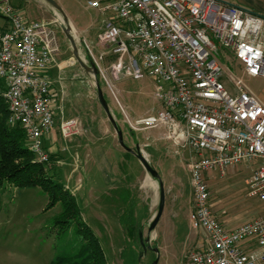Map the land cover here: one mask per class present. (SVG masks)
Returning <instances> with one entry per match:
<instances>
[{"label": "built area", "instance_id": "1", "mask_svg": "<svg viewBox=\"0 0 264 264\" xmlns=\"http://www.w3.org/2000/svg\"><path fill=\"white\" fill-rule=\"evenodd\" d=\"M105 16L91 61L106 80L132 132L157 129L161 138L186 159L193 190V228L204 231L185 264H264V102L247 80L264 78V19L256 12L219 0H87ZM9 28L0 35V94L10 110L9 123L21 126L40 162H48L44 145L59 112L56 82L64 66L57 61V25L31 21L11 0H0ZM229 52L236 67L225 66ZM114 80L153 78L157 111L135 118L125 111L101 64L107 54ZM57 67L54 80L49 71ZM227 83L231 84L230 88ZM64 139L78 133L75 119L59 126ZM245 164L249 198L263 211L232 229L215 215L209 176L227 175Z\"/></svg>", "mask_w": 264, "mask_h": 264}, {"label": "rangeland", "instance_id": "2", "mask_svg": "<svg viewBox=\"0 0 264 264\" xmlns=\"http://www.w3.org/2000/svg\"><path fill=\"white\" fill-rule=\"evenodd\" d=\"M56 1L69 19V15L78 16V28L76 30L72 25L73 32L82 56L89 63L91 57L82 32L97 37L105 16L88 7L87 0ZM223 1L233 3V0ZM11 3L28 20L57 25L60 40L57 61L64 66L62 84L56 86V105L61 110L52 133L45 138V146L49 152L56 153V161H50L49 167H56L61 176L56 179L59 199L56 202L50 197L51 191L43 186L18 187L14 182L0 186V264H52L58 255L77 245L80 237L77 228L83 231L88 228L93 232L106 264H153L156 261L157 264H185L195 239L204 237V231L193 228L190 222L194 198L185 160L171 143L153 142L152 138L146 140L149 135L157 136V129L132 132L124 123L106 80L100 76L106 100L119 120L125 144L131 148L140 145L164 183L165 208L149 241L150 247L157 251L148 248L144 252L140 231L146 235L157 213L158 181L121 146L98 100L93 79L74 57L70 42L60 27L58 15L60 19L61 15L45 0H11ZM7 22L0 14V32ZM89 46L96 56L100 55L99 47ZM221 60L225 66L236 67L237 62L229 52H223ZM101 66L106 69L105 76L113 84L114 92L115 85L120 89L121 93H117L119 103L130 117L158 108L152 77L114 80L109 64L102 61ZM247 84L257 96L264 98V78L248 79ZM227 86L230 88L231 84L227 83ZM64 117L79 123L78 133L68 139L62 137L59 129ZM249 175L240 168L210 185L211 204L227 210L221 219L232 227L256 217L263 209L259 205L263 206L262 202L249 200L246 195L245 182ZM70 197L74 200L73 215L66 213L69 209H64L63 202ZM61 219L73 222L61 223ZM82 239L87 241L88 238L85 235Z\"/></svg>", "mask_w": 264, "mask_h": 264}, {"label": "trees", "instance_id": "3", "mask_svg": "<svg viewBox=\"0 0 264 264\" xmlns=\"http://www.w3.org/2000/svg\"><path fill=\"white\" fill-rule=\"evenodd\" d=\"M2 33L0 32V35ZM0 87H3L1 80ZM9 116L8 104L0 94V186L6 182H14L18 187L43 186L46 190L51 191L49 193L52 201H58L56 179L61 174L56 167L53 169L49 167L50 161H56V153L50 152L48 162L38 161L30 148L24 129L19 125H11ZM62 197H65L64 194ZM63 203L64 209H69L66 210V213L73 215L74 200L70 197ZM67 220L61 219L59 222L64 223ZM68 221L73 222V220ZM85 229V231L81 228L76 229V233L80 235L77 245H74L72 250L58 255L52 264H106L97 238L92 231L88 228ZM85 235L88 238L87 241L82 239Z\"/></svg>", "mask_w": 264, "mask_h": 264}, {"label": "water", "instance_id": "4", "mask_svg": "<svg viewBox=\"0 0 264 264\" xmlns=\"http://www.w3.org/2000/svg\"><path fill=\"white\" fill-rule=\"evenodd\" d=\"M45 1L51 6L53 11H55L61 15L63 22H59L60 27L70 42L74 57L76 58V60L80 64V66L83 68V70L87 73V75L91 79H93L94 85H95L96 90H97L98 100H99L102 108L104 109L109 121L111 122L112 126L114 127L121 146L126 151L131 152L140 161V163L145 168V170L150 175V177L157 180L159 183L160 201H159L157 213L155 214L152 222L149 224L146 235L144 236L142 230L140 231V239H141L142 246L144 248V252H146L148 250V248H150L151 250L157 251V249L150 247L149 241H150V237H151L152 232L154 231L156 225L158 224V222H159V220L163 214V211L165 208V203H166V192H165L164 183L162 182L161 176H160L159 172L157 171V169L148 160V158L144 154L140 145L137 144L134 148H131L125 144V142L123 140V131L120 127L119 122L117 121V119L115 117V114L112 112V110L109 106V103L106 100L104 91L102 89V84L99 80L100 71L98 70L97 66L92 61H89V63H88L86 61V59H84V57L82 56L80 49L78 47V44H77V40L74 38V36L72 34L74 31L72 24L70 22L68 15L66 14L64 9L62 8V6L56 0H45ZM219 1H223V0H219ZM223 2H225V1H223ZM226 3L231 4L229 2H226ZM231 5H234V4H231ZM247 11L254 13V11H251V10H247ZM259 15L264 19V15H261V14H259ZM153 264H157V261L154 262Z\"/></svg>", "mask_w": 264, "mask_h": 264}, {"label": "crops", "instance_id": "5", "mask_svg": "<svg viewBox=\"0 0 264 264\" xmlns=\"http://www.w3.org/2000/svg\"><path fill=\"white\" fill-rule=\"evenodd\" d=\"M225 2H227V1H225ZM229 3H231V2H229ZM231 4H234V5H237V6H240V7H242V8H244V9H246V10H251V11H254V12H256V13H258V14H261V15H264V0H233V3H231ZM70 16V19H71V22H72V25L75 27V29L77 30V28H78V16L77 15H75V14H73V15H69ZM30 20V19H29ZM32 21V20H31ZM9 28V24H8V22L6 23V25L4 26V28H3V30H2V32H4V31H6L7 29ZM81 32H82V29H81ZM82 33H84V37H85V42H87L89 45L91 44L92 46H94V45H96V36L95 35H91L90 33H88L87 31H84V32H82ZM97 47V46H96ZM95 47V48H96ZM100 51V50H99ZM116 59V56L115 55H112V54H107L106 56H105V59H104V62H106L107 63V65L109 64H111L114 60ZM237 62V61H236ZM62 63V62H61ZM63 64V63H62ZM64 71V70H63ZM49 73H50V75H51V77L54 79V80H57V78L60 76V71H59V69L55 66V67H53L50 71H49ZM123 80V79H122ZM120 81V80H119ZM61 84H62V82H60V81H57L56 82V86H58V87H60L61 86ZM60 85V86H59ZM115 88H116V92H115V94H116V97H117V93L119 94V93H121V91H120V89L115 85ZM263 102H264V98L262 97H260V96H258ZM117 99L119 100V98L117 97ZM156 100V99H155ZM160 108V105H158V108H156V109H153L152 111H150V112H154V111H157L158 109ZM59 110H61L60 109V107H59ZM60 112H62V111H60ZM150 112H148V113H150ZM147 114V113H146ZM145 115V114H144ZM141 116V115H140ZM64 119H71V118H65L64 117ZM118 122H119V120H118ZM120 124V123H119ZM148 131V130H147ZM161 134H162V132L160 131V130H158V134H157V136H154V135H149V134H147L146 136H145V138L148 136L149 138H146V140L147 139H151L152 138V140H153V142L154 141H160V140H163L162 138H161ZM62 140H63V138H61ZM64 142H67V141H65V140H63ZM165 141V140H164ZM149 143V145H151L150 144V142H148ZM44 145H45V140H44ZM46 147V146H45ZM65 149V148H64ZM48 150V149H47ZM52 153H55V152H53L52 150H50ZM175 151H176V148H175ZM182 156V158L185 160V162H186V159H185V157L183 156V155H181ZM244 169V170H246L247 172H249V177L246 179V181L250 178V176H251V174H252V171H251V168H248L245 164H243L242 166H240V167H235V168H231V169H229L228 170V172H227V175L230 173V172H233V171H235V170H238V169ZM226 178V176H224V177H221L219 174H217V176H209V185H211L212 183H214V182H217V181H221V180H224ZM245 185H246V182H245ZM246 187L247 186H245V191H246ZM246 195H247V191H246ZM248 197V196H247ZM249 198V197H248ZM250 199H254V198H249V200ZM257 200V199H256ZM253 201V200H252ZM258 201V200H257ZM212 205V207H213V210H214V213H215V215L218 217V219L225 225V227L227 228V229H232V228H234V227H232L231 225H228L227 223H225L224 221H223V219H221L222 218V216L223 215H225L226 213H227V210H225V209H221V208H216V207H214V205L213 204H211ZM259 205L263 208V206H262V204H260L259 203ZM263 211V209L260 211V213L258 214V215H260L261 214V212ZM257 215V216H258ZM256 216V217H257ZM203 238H200V239H195V243H194V247L195 246H197V245H199V244H202L203 243Z\"/></svg>", "mask_w": 264, "mask_h": 264}, {"label": "bare ground", "instance_id": "6", "mask_svg": "<svg viewBox=\"0 0 264 264\" xmlns=\"http://www.w3.org/2000/svg\"><path fill=\"white\" fill-rule=\"evenodd\" d=\"M58 18H59V22H63L62 17H61V19H60V16L58 15ZM72 34H73L74 38L76 39L77 37H76L75 33L73 32Z\"/></svg>", "mask_w": 264, "mask_h": 264}]
</instances>
